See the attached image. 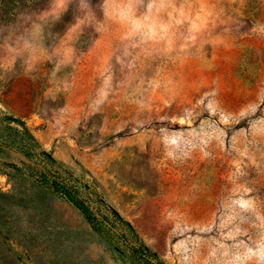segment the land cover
I'll use <instances>...</instances> for the list:
<instances>
[{
	"label": "rangeland",
	"instance_id": "1",
	"mask_svg": "<svg viewBox=\"0 0 264 264\" xmlns=\"http://www.w3.org/2000/svg\"><path fill=\"white\" fill-rule=\"evenodd\" d=\"M0 264H264V0H0Z\"/></svg>",
	"mask_w": 264,
	"mask_h": 264
},
{
	"label": "trees",
	"instance_id": "2",
	"mask_svg": "<svg viewBox=\"0 0 264 264\" xmlns=\"http://www.w3.org/2000/svg\"><path fill=\"white\" fill-rule=\"evenodd\" d=\"M53 191L62 197H64L67 201L72 203L79 212L83 215V217L86 219V221L91 224V226L97 230L100 229V221L99 219L92 214L91 210L89 209V206L85 203V201L79 196L78 192L76 190H73L72 188H62L54 186ZM115 215L120 219L117 212H114ZM131 249L137 254L139 257L148 258V256L144 253V250L141 248H137L132 246Z\"/></svg>",
	"mask_w": 264,
	"mask_h": 264
}]
</instances>
